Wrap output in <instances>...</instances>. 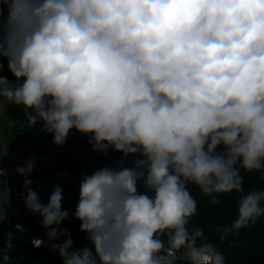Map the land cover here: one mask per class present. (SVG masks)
I'll list each match as a JSON object with an SVG mask.
<instances>
[{"label":"clouds","instance_id":"clouds-1","mask_svg":"<svg viewBox=\"0 0 264 264\" xmlns=\"http://www.w3.org/2000/svg\"><path fill=\"white\" fill-rule=\"evenodd\" d=\"M8 105L58 146L75 130L134 158L80 181V247L61 228L62 187L44 204L34 161L14 169L48 238L64 237L62 264H226L189 228V185L213 206L238 194L221 241L264 217V189L245 192L242 175H264V0H0V115Z\"/></svg>","mask_w":264,"mask_h":264},{"label":"trees","instance_id":"trees-1","mask_svg":"<svg viewBox=\"0 0 264 264\" xmlns=\"http://www.w3.org/2000/svg\"><path fill=\"white\" fill-rule=\"evenodd\" d=\"M5 74L7 75V72ZM6 112L11 121L26 122L25 126L16 132L13 140L7 143L8 150L13 152L20 145L29 144V149L20 153L22 160L20 163L24 165L28 160L34 161V169L28 178L33 180L38 178V181L34 182L32 189L37 192L40 201L47 204L53 188L57 185L62 187L63 203L69 211V217L63 221L61 228L67 229L68 234L75 241L74 246L85 245L87 241L84 239V234L78 230L79 222L72 218L78 194L74 192L75 186L67 182L64 162L67 160L69 163H75L80 171L90 175L105 165L132 166L134 158L128 157L121 161L120 154L111 150L107 155H102L93 150L88 137L75 130L70 131L66 142L58 146L53 143L52 134L41 131V125L38 124L33 128L28 124L21 107L8 105ZM1 157L0 144V167L3 165ZM242 175H244L245 192L253 188L264 189V175L260 172L244 173L242 170ZM189 188L198 201V215L192 218L189 228L194 225L203 228L208 240L225 256L226 264H264V217L221 241L219 239L221 233L216 229L230 225L235 220L238 194H224L219 197L220 203L213 206L209 203V198L203 196L198 188L193 185H189ZM26 217L35 228L46 230L38 214L30 211L26 213ZM31 236V233L25 232L20 234L18 240L25 264H62L58 251L33 248ZM63 240L64 237H61L58 242L63 243ZM202 242L198 240L197 243ZM176 264H187V262L178 260Z\"/></svg>","mask_w":264,"mask_h":264},{"label":"built area","instance_id":"built-area-1","mask_svg":"<svg viewBox=\"0 0 264 264\" xmlns=\"http://www.w3.org/2000/svg\"><path fill=\"white\" fill-rule=\"evenodd\" d=\"M0 144L2 146L1 159L3 161V165L0 167V193L5 195L2 212L6 217L0 220V263L25 264L18 242L20 234L25 232L31 233V245L35 249L55 250L51 247V244L59 242L58 240H50L46 234L47 230L35 228L27 219L26 213L30 212L25 205L28 189L23 186L24 177L14 172L17 166H23V164L18 161L17 153L8 150L1 132ZM30 187L32 188L33 184ZM80 246L83 245L74 247Z\"/></svg>","mask_w":264,"mask_h":264},{"label":"rangeland","instance_id":"rangeland-1","mask_svg":"<svg viewBox=\"0 0 264 264\" xmlns=\"http://www.w3.org/2000/svg\"><path fill=\"white\" fill-rule=\"evenodd\" d=\"M26 122H18V121H11L8 118L7 112H4L0 115V132L3 136L4 143H9L13 140L16 132H18L23 126H25ZM29 144H22L16 148L14 151L18 154V161L22 162L20 153L23 150H28ZM18 162V163H19ZM19 165V164H18ZM66 179L69 184L75 186L74 192L77 195L79 189L80 181L86 176L83 171H80L79 167L75 163H69L67 160L64 162ZM38 181V178L32 180V184ZM5 203V195L0 193V206H3Z\"/></svg>","mask_w":264,"mask_h":264}]
</instances>
